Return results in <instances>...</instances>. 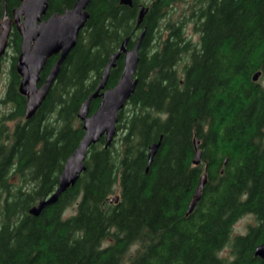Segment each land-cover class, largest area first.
Segmentation results:
<instances>
[{
  "label": "trees",
  "instance_id": "obj_1",
  "mask_svg": "<svg viewBox=\"0 0 264 264\" xmlns=\"http://www.w3.org/2000/svg\"><path fill=\"white\" fill-rule=\"evenodd\" d=\"M176 1L90 0L75 45L27 120L11 58L2 102L12 109L2 118L14 123L0 122V264H264L254 255L264 241V87L251 79L256 71L264 76V0H190L181 12ZM73 2L47 0L42 18ZM17 3L0 0V16L3 5L8 14ZM141 5L147 11L136 26ZM186 23L198 44L184 33ZM141 29L136 85L117 113L111 143L90 145L74 184L29 214L54 190L81 138L78 107L109 55L125 37L131 48ZM8 41L16 53L13 25ZM56 58L47 59L40 82ZM121 68L120 55L104 88ZM99 100H90L89 113ZM158 139L147 166V146ZM203 174L199 199L186 213ZM69 206L74 212L64 215ZM244 214L255 224L229 238ZM227 245L228 260L220 255Z\"/></svg>",
  "mask_w": 264,
  "mask_h": 264
},
{
  "label": "water",
  "instance_id": "obj_2",
  "mask_svg": "<svg viewBox=\"0 0 264 264\" xmlns=\"http://www.w3.org/2000/svg\"><path fill=\"white\" fill-rule=\"evenodd\" d=\"M18 3L7 14L3 5L0 16V57L5 52L11 25L19 36V44L16 58L13 63L14 70L19 77L17 92L24 97L23 115L27 120L39 107L42 100L52 85L60 64L67 53L75 45L78 32L83 27L88 12L86 7L90 0H74L69 8L62 12H54L42 19L47 9V0H17ZM122 5L129 6L131 0H119ZM147 7L140 6L136 25H139ZM144 29L138 33L131 48H126L125 37L116 51L109 55L103 67L99 81L92 93L79 105L76 116L81 123L83 134L76 147L65 158L61 170L57 176L54 190L46 197L39 198L29 209L28 213L36 216L43 207L56 201L58 195L66 188L72 186L84 169V159L87 149L101 138L104 147L108 146L115 134L117 113L122 109L136 85L134 76L138 62V48ZM53 55L57 59L48 68L43 80L40 82V72L47 59ZM122 56V68L116 83L110 88H104L110 68L115 65V60ZM259 71L252 75V81H256ZM99 97L100 100L94 111L89 113V102ZM159 139L147 146V166L151 162ZM200 151L196 149L193 163L199 161ZM204 174L201 176L193 196L189 201L186 213H189L199 199L200 189L204 184ZM117 200V196L109 199V202ZM254 255L264 259V241L254 248Z\"/></svg>",
  "mask_w": 264,
  "mask_h": 264
},
{
  "label": "rangeland",
  "instance_id": "obj_3",
  "mask_svg": "<svg viewBox=\"0 0 264 264\" xmlns=\"http://www.w3.org/2000/svg\"><path fill=\"white\" fill-rule=\"evenodd\" d=\"M190 0H180V1H176L173 4V7L176 8L177 12H181L182 10H184L186 8V6L191 2H189ZM189 2L187 5L186 3ZM186 5V6H185ZM175 16V13H173V17ZM165 18H162L161 22H164ZM184 33L190 37L191 41L196 45L198 44V34L197 32H194L192 30V25L191 23H186L185 25V29H184ZM17 52H14V49L12 47V45L10 44V42H7V46L5 49V52L3 53V55L0 58V122L8 127H11L12 124L14 123V121H8L5 120V118H2V116H4L5 114H7V112H9L12 108L11 105L9 103H5L2 102V98H3V94H4V90L6 87V83L8 80V70L10 67V63H11V58L13 56H16ZM187 58H183L181 59V61L176 65L177 70H180V67L182 66L183 63H187ZM257 82L264 87V76L262 77H258ZM261 144L264 146V132H263V136H262V140H261ZM74 207L73 206H69L65 212L64 215H68L74 212ZM255 224V220L254 217L251 214H244L241 217H239L232 225L231 230H230V235L229 238H232L235 235H239V234H244L247 231V228L249 225H254ZM136 244L132 245L129 249V251L127 252V254L124 257V262L127 258L132 256L133 251L136 248ZM220 255L222 257H224L225 259H230L231 258V254H230V249L229 246H225L221 251H220Z\"/></svg>",
  "mask_w": 264,
  "mask_h": 264
}]
</instances>
